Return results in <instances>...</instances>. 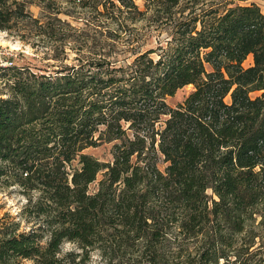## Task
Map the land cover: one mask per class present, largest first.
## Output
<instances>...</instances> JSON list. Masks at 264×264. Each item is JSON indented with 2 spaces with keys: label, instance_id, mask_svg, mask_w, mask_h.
Instances as JSON below:
<instances>
[{
  "label": "trees",
  "instance_id": "1",
  "mask_svg": "<svg viewBox=\"0 0 264 264\" xmlns=\"http://www.w3.org/2000/svg\"><path fill=\"white\" fill-rule=\"evenodd\" d=\"M151 1L157 13L78 0L117 25L148 17L163 28L164 41L125 65L89 50L53 76L0 69L16 71L0 94V162L52 211L44 245L37 229L20 233L0 217V264L84 262L61 255L65 240L107 264H264V11L230 6L247 0L199 13H182L186 0ZM32 3L0 0V30L38 23ZM103 142H114L110 162L84 153Z\"/></svg>",
  "mask_w": 264,
  "mask_h": 264
},
{
  "label": "rangeland",
  "instance_id": "2",
  "mask_svg": "<svg viewBox=\"0 0 264 264\" xmlns=\"http://www.w3.org/2000/svg\"><path fill=\"white\" fill-rule=\"evenodd\" d=\"M27 7L32 19L15 25L12 29L0 30V63H7L1 68L16 67V69H29L37 74L52 75L53 70L60 65L71 62L74 57L89 50L102 53L108 60H120L122 65L132 59L134 51L145 50L154 47L157 42L164 41L167 37L161 27H156L148 17L139 22L130 20L117 25L108 22L104 15H98L90 6L82 7L78 0H53L50 8L45 9V2L32 0ZM141 13H157L152 11L159 4L151 0H133ZM179 10L182 13H199L203 9L220 8L229 0H186ZM231 4L249 5L256 4L264 11V0L234 1ZM194 3V9L190 8ZM111 9L108 10L109 13ZM114 13V12H112ZM117 13H137L122 9ZM162 13V12H161ZM141 41V42H139ZM14 44L15 48H11ZM140 47V48H139ZM87 55V54H86ZM243 67L252 65V57L248 56L242 63ZM16 71H0V94L6 97L9 93V85L14 81ZM192 90V86L179 89L174 96L167 97L166 102L174 107L182 102L184 97ZM262 91L250 94L252 98L260 96ZM114 142H103L96 147L84 150L101 162L112 160V148ZM157 166L163 170L166 166L162 156L158 154ZM0 167L6 172L0 175V217L7 223H15L17 232H28L37 229L40 233L41 245L48 239L52 229L50 223L52 211L47 208L46 202L39 205L38 190L29 189L21 185L24 175H17L7 164L0 162ZM103 175L89 185V192L93 193L98 187ZM42 207V208H40ZM45 209V210H42ZM54 225V224H53ZM62 256L72 255L75 261L86 257L80 264H107V260L98 249L85 250L73 242L65 240L62 244ZM17 264H33L31 260L17 259ZM14 263V261H13Z\"/></svg>",
  "mask_w": 264,
  "mask_h": 264
},
{
  "label": "built area",
  "instance_id": "3",
  "mask_svg": "<svg viewBox=\"0 0 264 264\" xmlns=\"http://www.w3.org/2000/svg\"><path fill=\"white\" fill-rule=\"evenodd\" d=\"M0 54H5V52L2 50L0 51ZM5 65H7V63H0V66H5Z\"/></svg>",
  "mask_w": 264,
  "mask_h": 264
},
{
  "label": "bare ground",
  "instance_id": "4",
  "mask_svg": "<svg viewBox=\"0 0 264 264\" xmlns=\"http://www.w3.org/2000/svg\"><path fill=\"white\" fill-rule=\"evenodd\" d=\"M2 43H3V42H0V45H1ZM10 47L14 49V48H15V45H14V44H10Z\"/></svg>",
  "mask_w": 264,
  "mask_h": 264
}]
</instances>
